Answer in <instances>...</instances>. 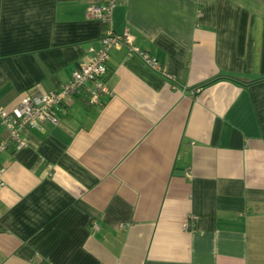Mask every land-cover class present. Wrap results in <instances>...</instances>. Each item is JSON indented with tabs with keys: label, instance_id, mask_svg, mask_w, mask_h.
Returning <instances> with one entry per match:
<instances>
[{
	"label": "crops",
	"instance_id": "0c3cea01",
	"mask_svg": "<svg viewBox=\"0 0 264 264\" xmlns=\"http://www.w3.org/2000/svg\"><path fill=\"white\" fill-rule=\"evenodd\" d=\"M101 0H0V106L55 90ZM103 105L0 154V264H264V0H115ZM9 130L0 118V138Z\"/></svg>",
	"mask_w": 264,
	"mask_h": 264
},
{
	"label": "built area",
	"instance_id": "2783aa9c",
	"mask_svg": "<svg viewBox=\"0 0 264 264\" xmlns=\"http://www.w3.org/2000/svg\"><path fill=\"white\" fill-rule=\"evenodd\" d=\"M114 5L115 0H101L93 2L86 9L87 17L99 19L110 26L99 37L100 45L89 47L88 60L84 65L73 69L66 82L55 90L31 87L13 105L0 106L1 122L9 130L8 137L0 138V154L9 147L10 142L23 144L20 132L25 125L41 129L44 121L58 124L60 122L59 112L72 98L84 99L89 105H103L104 97L112 94L106 75L109 68L110 51L113 47L127 45L149 67L165 73V68L155 56L134 44V36L128 28L122 33L113 30ZM2 184L0 177V186Z\"/></svg>",
	"mask_w": 264,
	"mask_h": 264
},
{
	"label": "water",
	"instance_id": "95a60500",
	"mask_svg": "<svg viewBox=\"0 0 264 264\" xmlns=\"http://www.w3.org/2000/svg\"><path fill=\"white\" fill-rule=\"evenodd\" d=\"M110 73H107L106 78L109 77Z\"/></svg>",
	"mask_w": 264,
	"mask_h": 264
},
{
	"label": "trees",
	"instance_id": "16d2710c",
	"mask_svg": "<svg viewBox=\"0 0 264 264\" xmlns=\"http://www.w3.org/2000/svg\"><path fill=\"white\" fill-rule=\"evenodd\" d=\"M81 99V98H80ZM82 100H84V99H82Z\"/></svg>",
	"mask_w": 264,
	"mask_h": 264
}]
</instances>
